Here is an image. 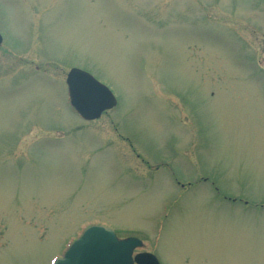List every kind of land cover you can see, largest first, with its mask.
<instances>
[{
  "label": "rangeland",
  "instance_id": "374dc122",
  "mask_svg": "<svg viewBox=\"0 0 264 264\" xmlns=\"http://www.w3.org/2000/svg\"><path fill=\"white\" fill-rule=\"evenodd\" d=\"M0 34V264L94 225L162 264H264V0H0ZM74 68L117 107L84 121Z\"/></svg>",
  "mask_w": 264,
  "mask_h": 264
},
{
  "label": "water",
  "instance_id": "95a60500",
  "mask_svg": "<svg viewBox=\"0 0 264 264\" xmlns=\"http://www.w3.org/2000/svg\"><path fill=\"white\" fill-rule=\"evenodd\" d=\"M2 41L0 34V45ZM66 84L71 106L85 121L98 120L104 112L117 106L109 88L87 72L72 69ZM142 247L143 243L137 238L120 240L111 229L92 226L54 264H134V261L137 264H159L150 253L133 259V252Z\"/></svg>",
  "mask_w": 264,
  "mask_h": 264
},
{
  "label": "flooded vegetation",
  "instance_id": "af4514ba",
  "mask_svg": "<svg viewBox=\"0 0 264 264\" xmlns=\"http://www.w3.org/2000/svg\"><path fill=\"white\" fill-rule=\"evenodd\" d=\"M252 70L254 71L253 73L254 74H251L250 76H253L254 78H256V77H264V71L261 73V72H258V68L257 67H254V65H253V67H252ZM263 70H264V68H263ZM253 78V79H254ZM262 82H260V83H263L264 84V81L263 80H261ZM216 191H217V189H215ZM235 202V201H234ZM143 252H149V253H153V252H151V251H147V250H136L135 252H134V256H136L137 254H140V253H143ZM155 256H156V258L158 259V261H159V263L160 264H162V262H161V260H160V258L157 256V253H155V251H154V253H153ZM136 264V263H135Z\"/></svg>",
  "mask_w": 264,
  "mask_h": 264
}]
</instances>
